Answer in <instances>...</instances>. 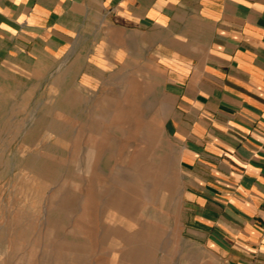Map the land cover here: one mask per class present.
Instances as JSON below:
<instances>
[{"label":"rangeland","instance_id":"374dc122","mask_svg":"<svg viewBox=\"0 0 264 264\" xmlns=\"http://www.w3.org/2000/svg\"><path fill=\"white\" fill-rule=\"evenodd\" d=\"M130 80L0 65V264H264L191 218L164 95Z\"/></svg>","mask_w":264,"mask_h":264},{"label":"crops","instance_id":"0c3cea01","mask_svg":"<svg viewBox=\"0 0 264 264\" xmlns=\"http://www.w3.org/2000/svg\"><path fill=\"white\" fill-rule=\"evenodd\" d=\"M54 63L163 93L191 218L264 260V0H0V65Z\"/></svg>","mask_w":264,"mask_h":264}]
</instances>
